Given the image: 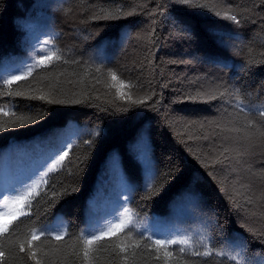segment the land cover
<instances>
[{
    "label": "trees",
    "instance_id": "obj_1",
    "mask_svg": "<svg viewBox=\"0 0 264 264\" xmlns=\"http://www.w3.org/2000/svg\"><path fill=\"white\" fill-rule=\"evenodd\" d=\"M13 74L0 264H264V0H0ZM225 148L235 159L215 163ZM100 176L116 186L99 193Z\"/></svg>",
    "mask_w": 264,
    "mask_h": 264
},
{
    "label": "snow or ice",
    "instance_id": "obj_2",
    "mask_svg": "<svg viewBox=\"0 0 264 264\" xmlns=\"http://www.w3.org/2000/svg\"><path fill=\"white\" fill-rule=\"evenodd\" d=\"M176 2L183 4V3H185V0H176ZM230 18L234 22L239 23V20L237 19V17L235 15H232ZM181 31H183L186 34H188V29H187L186 26L185 27H182L181 28ZM48 43H49V41H44V45H47ZM56 58L59 59L58 56ZM51 59H52V56L51 55L46 56V57L45 56H41V58L37 61V63L43 65L45 63V60H51ZM31 70L32 69L29 66V68H28V73L29 74L31 73ZM111 75H112V79L113 80H116V75L114 73H112ZM24 78H25V76L23 74H21V75H15V74H13L8 79H4L2 76H0V80H3L4 84H6V85H11L14 82L19 81V80H22ZM121 86H126V85H124L123 82L121 81ZM41 99H43V97H41ZM241 110L243 111L244 108L242 107ZM5 115H7V113H5ZM260 115H261L262 118H264V112H261ZM40 118L42 119V117H40ZM35 122H36V120H32L30 118L27 119V123L28 124H32V123H35ZM3 130L4 129L0 128V131H3ZM96 134L97 135H100V131H97ZM88 143H92V141H89ZM71 147H72V145H71V143H69L68 144V148L71 149ZM68 155H69V152L66 151V150H64L63 147H61L58 150V155L52 161L51 167H49L48 172H51L52 170H54L56 168V165L62 164L65 161V159L68 157ZM233 159H235V158L232 157V155L229 152V149L228 148H225L224 151L220 153V155L216 159L215 163H217V164H230L233 161ZM238 162L239 161H237V163ZM205 166L207 167V165H205ZM47 175H48V173H45V177ZM28 191L30 193L31 192V188H29ZM71 194H72L71 191L65 190L63 193H61L59 195L63 196V195H71ZM16 199L18 201H22L24 199V197H17ZM249 203H251V201H249ZM127 212H128V209H125V213H127ZM0 215H2V213H0ZM125 227H126L125 223L123 221H121L120 223L115 224L111 228H109L107 232L100 231V234L99 235H95V234L88 233V234H86L88 238H84L83 236L81 238L83 239L84 244L86 246H91L96 241L102 240L105 236H109V235H113L114 236V235H116V233L118 231H123L125 229ZM4 231H7V228H5ZM40 231L43 234L44 230L41 229ZM39 238H40L39 236L33 235L32 240H37ZM55 238L57 240H60V239H62V236L61 235H57ZM149 239H150V237H149ZM189 239L190 238H188V237H183V238H179V239H168V240L156 239L154 241V243L156 245H159V246H162V247H166L167 245H171V244H183V245H186V244L189 243ZM29 244H31V241H29ZM23 250H24L23 249V246H21V251H23ZM184 251H185V249L183 247L180 248V252L181 253H183ZM87 254H88V251H87V247H86V249H85V256H87ZM209 254L210 253L207 252V251H205L203 253L198 252V251H194L193 252V255H204V256H207ZM216 254L217 255H227L226 253H221V252H218ZM166 255H169L170 256V255H172V253L171 252H166ZM0 256H3V253H0ZM230 260L236 261L237 264H240V261H239V253H237L236 255L230 256Z\"/></svg>",
    "mask_w": 264,
    "mask_h": 264
},
{
    "label": "rangeland",
    "instance_id": "obj_3",
    "mask_svg": "<svg viewBox=\"0 0 264 264\" xmlns=\"http://www.w3.org/2000/svg\"><path fill=\"white\" fill-rule=\"evenodd\" d=\"M20 9L22 10V6H20ZM183 57H184V55H182ZM190 61H192V60H190ZM204 72H209L210 73V71H204ZM210 75V74H209ZM208 75V76H209ZM208 82V84H209V81H207ZM207 82H206V84H207ZM211 82V81H210ZM215 107H216V105H214ZM219 108V106H218V104H217V107H216V109H218ZM227 114H229L228 112H227ZM109 180H110V177H108V179H106V178H103L102 176H100L99 178H98V181H97V183H96V188H97V190L99 191V193H103L104 191H107V189L109 188H113V187H115L116 185H114V184H112V183H109ZM117 190L114 188V192H116ZM111 193H113V192H111ZM5 202V199L4 200H1V204H3Z\"/></svg>",
    "mask_w": 264,
    "mask_h": 264
}]
</instances>
